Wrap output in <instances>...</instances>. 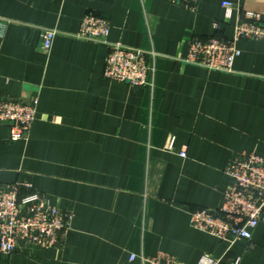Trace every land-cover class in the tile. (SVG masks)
Wrapping results in <instances>:
<instances>
[{"label":"crops","instance_id":"1","mask_svg":"<svg viewBox=\"0 0 264 264\" xmlns=\"http://www.w3.org/2000/svg\"><path fill=\"white\" fill-rule=\"evenodd\" d=\"M248 12L264 22V0H200L195 12L182 0H0V97L39 100L26 139L0 124V184H27L72 216L58 247L21 244L0 264H141L131 256L161 252L264 264V215L231 247L191 225L193 211L222 206L236 156L264 157V42L239 41L230 73L186 63L193 37L232 39ZM87 15L109 22V43L157 54L149 85L104 78L108 46L76 37ZM44 30L57 33L49 53Z\"/></svg>","mask_w":264,"mask_h":264},{"label":"built area","instance_id":"2","mask_svg":"<svg viewBox=\"0 0 264 264\" xmlns=\"http://www.w3.org/2000/svg\"><path fill=\"white\" fill-rule=\"evenodd\" d=\"M200 0H182L186 9L195 12ZM234 5L224 2L225 20L232 18ZM219 30V23L214 24ZM7 24L0 19V36ZM109 22L95 15H87L82 21L80 40L105 44L108 54L105 60L104 78L111 82L128 83L136 87L150 84L155 70L157 54L131 48L120 43H109ZM232 39L213 36L203 40L193 37L189 42L186 63L209 71L233 72L236 59L241 55L237 44L241 40L264 42V22L253 13H246L234 24ZM57 33L44 30L41 34V50L49 53ZM39 100L9 99L0 97V124L9 125L13 142L26 139L35 123ZM185 157V155H182ZM233 180L231 188L223 194V204L218 210L198 209L191 213V225L196 230L228 242L231 247L239 240L251 241L253 231L264 215V157L254 153L236 156L226 170ZM24 191H29L24 195ZM72 216L51 206L38 192H31L27 184L15 182L0 184V254L9 256L21 245L56 248L61 235L70 229ZM141 264H183L173 256L158 253L155 256L132 255ZM221 260L203 255L197 264H220ZM234 264H240L236 259Z\"/></svg>","mask_w":264,"mask_h":264}]
</instances>
